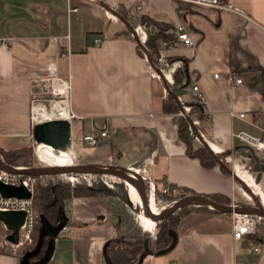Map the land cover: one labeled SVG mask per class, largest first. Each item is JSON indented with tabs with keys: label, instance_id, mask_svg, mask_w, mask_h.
<instances>
[{
	"label": "crops",
	"instance_id": "obj_1",
	"mask_svg": "<svg viewBox=\"0 0 264 264\" xmlns=\"http://www.w3.org/2000/svg\"><path fill=\"white\" fill-rule=\"evenodd\" d=\"M223 3L238 11L168 0H5L4 7L17 18L11 19L13 29L0 31V148L31 139L32 94L44 86L49 65L57 62L58 77L70 83V100L69 104L56 102L66 106L64 116L50 114L49 118L66 119L70 107L80 124L77 145L82 150L88 146L82 136L99 138L101 132H108L98 147L85 150L92 156L87 163L139 169L149 179L148 193L157 186L172 195L185 191L207 197L218 194L230 198L232 205H252L250 195L227 172L218 166L204 168L187 154L179 133L185 117L181 111L164 113V81L141 54L131 31L143 44L148 39L143 15L174 28L181 23L186 26L194 46L164 50L161 44V57L171 58L162 72L185 67L176 95L180 101L193 103L192 88L199 86L205 104L197 130L216 155L230 154L239 142L235 135L264 134V0ZM138 6L141 11H136ZM74 8L79 11L68 12ZM145 33L147 39L142 41ZM96 38L101 40L98 47L94 46ZM229 74L241 78L242 84L229 82ZM190 138L193 149L202 146L197 138ZM75 150L76 146L74 155ZM229 154L226 161L231 169ZM238 154L232 155L236 162L241 156L238 164H244L238 177L264 202V165L245 151ZM139 216L137 208L120 196L71 198L59 215V224L63 222L70 235L55 238L45 264H107L109 243L143 241L146 246L148 236ZM232 217L210 209L187 210L176 227L174 247L158 255L148 245L137 264H264V236L257 242L249 241L250 235L236 240ZM44 240L31 263L46 254L49 237ZM11 248L0 250V264H21L25 254Z\"/></svg>",
	"mask_w": 264,
	"mask_h": 264
},
{
	"label": "trees",
	"instance_id": "obj_2",
	"mask_svg": "<svg viewBox=\"0 0 264 264\" xmlns=\"http://www.w3.org/2000/svg\"><path fill=\"white\" fill-rule=\"evenodd\" d=\"M123 18L129 20L128 15L123 13L124 11H119ZM141 22L145 27H152L153 29H157V33L151 32L148 39L144 42V46L146 47L147 51L150 54V57L155 64L160 69H163L161 54H160V46L163 42H173L175 40L174 36L172 35L171 30H173V26L163 22H156L150 19L147 15H143L141 18ZM132 27V26H131ZM130 33V29L127 30ZM171 33V34H170ZM142 55H145L143 51H140ZM171 59V58H169ZM183 71H178L174 73V85L170 86V89L173 93L178 94L179 87L181 86V76ZM191 107L199 109L200 112H203L204 107L199 106L196 102L187 103ZM199 108H198V106ZM164 113H175L181 111V107L178 105L177 101L173 98V96L169 95L168 99L164 101L163 105ZM193 116V115H192ZM191 120L194 122L195 118L190 117ZM198 119L202 120L201 117ZM199 130V126H196ZM191 125L189 121L184 118L181 127H180V136L185 141L188 149L187 154L192 157L196 158L200 161L204 168H214L219 167L221 168L217 162L213 159L212 155L209 151L200 146L197 149H193L191 145V138L189 135V130ZM200 131V130H199ZM32 148L29 147H21L15 150H5L4 148H0V157L1 159L9 166H13L16 168H34L36 166L32 163ZM227 154H218L217 157L225 163L227 167H230L229 162L226 161ZM224 172L225 169L221 168ZM76 177L85 178H95L93 180V184L77 182L75 184H71L70 182H62L60 180H65L64 175H48V176H41L36 177L37 182L34 188V195H33V212L36 216L35 218V226L32 235V243L31 244H24L22 249L19 251L21 254H26L27 252H32L36 249L38 244V233L39 229L42 225L41 223V216L47 219L50 224L57 226L60 223V210L64 206L65 202L70 200L73 197L76 198H91V197H100V196H120L122 200L132 206V202L128 196V190L123 181L114 180L117 182V186L120 188V192L112 189L111 187L103 184L100 180L107 178L104 176H97V175H87V176H79L75 175ZM66 177V176H65ZM67 181V180H66ZM158 183V182H157ZM148 186V185H147ZM164 186V185H163ZM156 204L158 206V211H161V205H171L175 200L187 196V195H194L195 193L192 191H185L180 193L179 195H172L168 193H164L163 189L156 186ZM209 199L214 202L223 204V205H232V201L230 198L224 195H209ZM187 210H209L205 207L199 206H187L177 210V213L173 220L164 227H157L156 233V253L162 252L167 250L172 244V234L173 232L176 233V227L179 223V220L184 212ZM215 213H219L214 210H210ZM166 219V218H163ZM260 221L264 222L263 219ZM10 232L3 228V225L0 223V237L6 238V236ZM261 239L260 236H256V234H252L248 237V240L251 242H257ZM106 254L112 264H137L140 260V257L144 253L146 246L143 241H130V242H119L114 241L109 243L106 246Z\"/></svg>",
	"mask_w": 264,
	"mask_h": 264
},
{
	"label": "water",
	"instance_id": "obj_3",
	"mask_svg": "<svg viewBox=\"0 0 264 264\" xmlns=\"http://www.w3.org/2000/svg\"><path fill=\"white\" fill-rule=\"evenodd\" d=\"M107 10L115 13L112 9L105 7ZM120 17V16H119ZM121 18V17H120ZM125 21V20H124ZM126 22V21H125ZM134 38L141 48V50L145 53L148 58L151 66L155 70V72L160 76V78L164 81L166 92H168L173 98L177 101L178 105L181 107L182 115L189 121L191 125V129L194 131L197 139L201 142L202 146L205 147L209 153L212 155L213 159L217 162V164L225 169V171L235 180V182L240 185L253 200L254 205H223L217 202L212 201L207 196L204 195H191L186 197H181L175 200L168 208L169 214L166 219H161L157 214L152 211L151 208V198L148 193L147 181L141 174L134 172L132 169L124 168L118 165L112 164H72L69 166H49L44 165L40 167L34 168H16L13 166L7 165L0 157V170H3L7 173L11 174H21L27 176L41 177L48 175H79V176H87V175H97V176H105L108 178H113L116 180L123 181L126 186L131 185L138 193L141 205L139 206V212L143 214V216L149 219L156 227H164L168 225L176 215L177 210L187 207V206H199L205 207L210 210L217 211L219 213L225 214H242L257 217L264 220V206L261 204L256 195H254L251 190L247 187V185L230 169L222 162L217 155L210 149L208 144L205 142L203 137L198 132L194 122L191 120L190 116L185 113L179 97L172 92L169 85L165 80V76L160 68L155 66L153 63L149 52L147 51L144 44L140 41L137 36L135 30H131ZM79 122L69 121L65 119H58L46 122L41 126L34 128L32 132V138L36 144H45L51 146L54 150H58L60 152L68 153L70 152L80 140V127ZM0 194L3 198H15V199H30L32 194L23 186H7L0 182ZM131 200V198L129 197ZM132 202V200H131ZM26 219V213L22 211H11V212H3L0 211V223L5 225L7 230L10 232L6 236V241L12 245H18L20 243V228L24 224ZM41 223L43 225L41 234L38 240L37 247L32 252H27L25 256L21 260V264H45L50 257L52 256L53 247L55 238L59 235L61 230L66 226L63 222L54 226L50 224V222L41 216ZM173 240L171 246L162 252H159L158 255H162L168 251H170L176 241L177 234L175 232L171 233ZM49 237V248L42 259L38 262L31 263L33 258H36L45 242V238ZM107 264H112L110 260H107Z\"/></svg>",
	"mask_w": 264,
	"mask_h": 264
},
{
	"label": "built area",
	"instance_id": "obj_4",
	"mask_svg": "<svg viewBox=\"0 0 264 264\" xmlns=\"http://www.w3.org/2000/svg\"><path fill=\"white\" fill-rule=\"evenodd\" d=\"M168 1L175 4L182 3L194 7L215 8L225 11H238L233 6L223 3V0H168ZM78 11H79L78 8L68 10L69 13H74ZM136 11H141V6H138L136 8ZM177 11L180 14L183 13L182 9H180L179 7H177ZM171 32L176 36V40H174L173 42H163L162 48L164 50L166 49L171 50L177 48L179 45L183 46L184 48H191L194 46L193 39L184 24L182 23L179 24L177 27L174 28V30H171ZM0 42H2L1 39ZM100 44H101V40L99 38H96L94 40V46L98 47L100 46ZM161 60H162V65L167 68L169 65L168 60L166 58H161ZM48 69H49V76L46 79V81L43 83L44 86H42L41 89L37 90L32 94L31 108H30V120H31L32 132L34 128L41 126L46 122L58 120V118H54V119L48 118L46 120H41L39 113L50 110L52 104L56 102L67 101L69 104L70 90H71L69 81L63 80L58 77L57 62L51 63ZM164 69L165 68L161 70L163 71ZM174 73H176V70H173L164 75L165 80L169 85V87L171 85H174L175 82ZM214 78L218 79L219 75L218 74L214 75ZM227 79L229 80V82L234 83L235 85H240L243 82V80L241 78H238L235 74H229ZM55 86H61V87L65 86L67 89L66 96L62 97L60 95H56ZM192 93L194 96V101L199 106L204 107L205 97L202 91L200 90L199 86L196 85L193 86ZM180 102L185 113L189 114V112L191 111V107L183 101ZM240 117L244 118V115L241 114ZM65 118H66L65 120H69V121L78 120L77 119L78 117L71 112L70 107L68 114ZM107 135L108 132L103 131L100 133L99 138L93 134L88 136H82L81 141L84 142L85 144H88L87 148H85L84 150L98 147L100 144L99 139L105 138L107 137ZM190 135L193 138H197L193 130H191ZM234 137L239 141L238 144L232 147V152L229 154V156L231 157V161L233 163V167L231 169L234 172V174L238 176V170H243L244 168L243 167L244 164L243 165L238 164L241 161L242 157L241 156L239 158L236 157V159H238V162H236L232 156L235 154L240 155L238 154L239 151L247 152L252 160L256 159L259 163L264 165V134L262 136H253L247 133H240L238 135H235ZM132 170L137 171V173L141 174L146 181H149L147 175L144 172H141L139 169H132ZM0 182L7 186H16V187L23 186L32 194V197L30 199H15V198L7 199V198H3L2 195L0 194V211L3 212L22 211L26 213L25 222L20 228V243L18 245H12L6 241V238H2L1 240L2 242H0V246H4V245L6 246L10 244L11 246L19 247L20 245H24V244H31L33 240L32 235L34 231L35 218H36L33 212L32 199H33L34 188L37 179L34 176L11 174L3 170H0ZM106 185L109 186L108 184ZM154 192H155L154 188L151 187V193H152L150 196L151 199L154 198ZM163 192L168 193V190L164 189ZM258 197L261 198L260 199L261 204L263 205L264 202L262 196H258ZM232 216H233L232 230H233V236L236 240H242L246 236L257 233L256 225L258 222H261L260 218L248 216V215H242V214H233ZM4 229L7 230L6 227H4ZM69 231H70L69 228L65 226L61 230L59 235L63 238L68 237L70 235Z\"/></svg>",
	"mask_w": 264,
	"mask_h": 264
},
{
	"label": "rangeland",
	"instance_id": "obj_5",
	"mask_svg": "<svg viewBox=\"0 0 264 264\" xmlns=\"http://www.w3.org/2000/svg\"><path fill=\"white\" fill-rule=\"evenodd\" d=\"M4 2H5V0H0V31L1 32H3V31L5 32L6 29H10V30L13 29L14 22H12L11 19L17 18V17H14L13 16L12 12H10L8 9H6L4 7ZM19 13H21V11H19ZM147 28H149L150 33L151 32L157 33L156 32L157 29H153L152 27H147ZM147 35L148 34L145 33V37L146 38L144 37L145 39L142 40V41H145L147 39ZM168 61H171V60L168 59ZM162 68H166V67L163 66ZM179 71H181V72L183 71L182 75L184 76V74H185V67H183V69H180ZM166 73H168L167 70H165V74ZM169 95L170 94L165 91V100L168 99ZM198 108H199V106H198ZM46 115L47 116H50V113L46 112ZM188 115L190 117H194L195 118L194 124L197 122V124H195V126H199L201 128V125L200 124H201V121L202 120L198 119V117H201L202 118L203 115L201 114V112L199 111V109L194 108V107H191V111L189 112ZM190 130H192V129H190ZM3 145H2V148H4L7 151H9L8 149L15 150L14 147L15 146H18V145H15V146H3ZM21 147H27V148L31 147L32 148V152H33L32 153V160H33L32 163H33L34 166L40 167V166L46 165V164H44L39 159V154H40L41 150H46V149L43 148V147H41V146H39V144H36L34 142V140H33L32 137H31V139L29 141H25L24 143L19 144L18 148H21ZM18 148H16V149H18ZM81 148L82 147H79L78 145H76V150H75V155H74V161H73V164L74 165L75 164H85V163L91 161L92 156L89 155L88 153L86 154L85 153V150H82ZM46 151H48V150H46ZM87 164H91V163H87ZM99 164L105 165V163H99ZM230 167H231V165H230ZM64 178H65V180H60V181H62V182H70L71 184H75L77 182L78 183L79 182H82V183L93 184V180L95 179V178H90V177H88L87 179L80 178V177L78 178V177L72 176V175L71 176L70 175H64ZM97 180L98 181L100 180L103 184H108L109 186H111L112 189L120 192V190H119L120 188L117 186L118 183L115 182L114 179L103 178V179H97ZM126 188L128 190V196L130 197V189L131 188L129 186H126ZM148 192H149V190H148ZM155 193H156V191L154 192L155 201H156V194ZM151 194L152 193H149L150 196H151ZM132 204L134 205V208L136 207L137 210L139 211V207L137 206V204H135L134 202ZM252 205H254V203ZM156 206H157V204H156ZM161 206L162 207L159 208V209L160 210H163V209L169 208L170 205L166 206V205L163 204ZM127 210L130 211V209H127ZM139 219L141 221V224H142L143 229H145L144 232H145L146 236H148V238L146 237L147 240L145 241L146 242V248H148V245L149 246H153V248H152V249H154L153 252L156 253L155 249H156V233H157V227L149 219L142 217L141 214L139 216ZM256 231H257L256 236H260V237L263 238V236H264V222L261 221V222H258L257 223V225H256ZM0 240H2L1 237H0ZM22 247H23V245H20L19 247H14V246H11V245L8 244V246L7 245L6 246L4 245L3 247L0 246V250L1 251H6V250H9L10 251V248H11L12 250L13 249L18 250V252H19L22 249Z\"/></svg>",
	"mask_w": 264,
	"mask_h": 264
},
{
	"label": "bare ground",
	"instance_id": "obj_6",
	"mask_svg": "<svg viewBox=\"0 0 264 264\" xmlns=\"http://www.w3.org/2000/svg\"><path fill=\"white\" fill-rule=\"evenodd\" d=\"M55 94L56 95H60V96H66L67 94V89L65 86L61 87V86H55ZM67 108L65 105H60L58 103H53L51 106V109L46 111L48 113H50L51 115H56L59 114V116H64L66 114ZM46 112L43 111L41 113H39V116L41 118V120H46L48 119L50 116L46 115ZM39 146L45 148L46 150H41L40 154H39V159L46 165L49 166H69L73 164V159H74V153L71 150L68 153L65 152H60L58 150H54L51 146L49 145H45V144H39ZM52 152V153H51ZM241 172L238 170V173ZM131 189H130V198L131 200L137 204V206L139 207L141 205V200L140 197L137 193V191L131 186L128 185ZM134 191V192H133ZM151 208L152 211L157 214L159 216V218L163 219V218H167L168 214H169V210L167 209H163L161 211H158V207L156 206V201L154 198L151 199ZM158 211V212H157ZM143 216L142 213H140ZM145 218V217H144Z\"/></svg>",
	"mask_w": 264,
	"mask_h": 264
},
{
	"label": "flooded vegetation",
	"instance_id": "obj_7",
	"mask_svg": "<svg viewBox=\"0 0 264 264\" xmlns=\"http://www.w3.org/2000/svg\"><path fill=\"white\" fill-rule=\"evenodd\" d=\"M105 177V176H104ZM108 178V177H107ZM110 179H113V178H110Z\"/></svg>",
	"mask_w": 264,
	"mask_h": 264
}]
</instances>
